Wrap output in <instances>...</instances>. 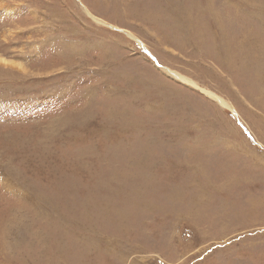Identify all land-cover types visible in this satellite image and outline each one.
I'll use <instances>...</instances> for the list:
<instances>
[{
	"label": "rangeland",
	"instance_id": "obj_1",
	"mask_svg": "<svg viewBox=\"0 0 264 264\" xmlns=\"http://www.w3.org/2000/svg\"><path fill=\"white\" fill-rule=\"evenodd\" d=\"M0 58V264H264V0H0Z\"/></svg>",
	"mask_w": 264,
	"mask_h": 264
},
{
	"label": "bare ground",
	"instance_id": "obj_2",
	"mask_svg": "<svg viewBox=\"0 0 264 264\" xmlns=\"http://www.w3.org/2000/svg\"><path fill=\"white\" fill-rule=\"evenodd\" d=\"M194 4V3H193ZM184 13V12H183ZM95 19H97L96 17H94ZM99 22H102L101 20L97 19ZM224 39V38H223ZM225 52V51H224ZM230 55V54H229ZM0 64H3V65H9L8 61L6 59H3V58H0ZM172 74L178 78H181L182 80L192 84L193 86L197 87V85L192 82L191 80L187 79L186 77L178 74V73H175V72H172ZM202 91H204L205 93H207L208 95H211L213 97H217L218 100L220 101V103L224 106V107H231L234 109V107L228 103L225 99H223L222 97H218L216 95H214L212 92L208 91L207 89H204V88H201ZM257 199V198H256Z\"/></svg>",
	"mask_w": 264,
	"mask_h": 264
}]
</instances>
